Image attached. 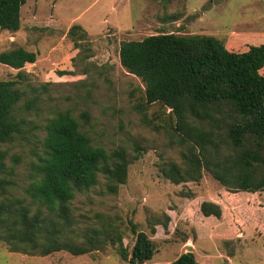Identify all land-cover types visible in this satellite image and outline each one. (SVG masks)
<instances>
[{
	"label": "rangeland",
	"instance_id": "1",
	"mask_svg": "<svg viewBox=\"0 0 264 264\" xmlns=\"http://www.w3.org/2000/svg\"><path fill=\"white\" fill-rule=\"evenodd\" d=\"M74 24L88 32L79 46L69 35ZM160 32L215 35L230 49L244 50L264 42V0H27L20 30L0 29V52L16 46L38 51L37 61L26 63L21 72L32 84L49 82L39 113H28L34 134L11 148L23 158L15 192L21 194L29 181L30 162L45 134L47 117L70 109L84 122L86 111V128L94 142L109 150L124 147L131 162L127 182L117 193L108 190L103 175L97 185L77 193L72 202L75 241L83 240L78 232L114 228L131 252L137 232L145 231L155 244L147 263L173 261L191 247L203 264H226L227 255L241 264H264V236L257 230L264 219V191L254 195L229 190L208 171L198 182L175 184L161 171L165 161H182L183 148L172 135L175 117L161 102H146L145 82L120 61L123 40ZM19 72L0 62V80L15 79ZM224 190L231 192L228 216L251 212L253 227L241 235L246 241L238 251L232 237L222 240L214 234L213 220L199 206V200ZM0 264L133 263L122 257L119 243L108 238L80 255L66 250L48 255L16 252L0 241Z\"/></svg>",
	"mask_w": 264,
	"mask_h": 264
},
{
	"label": "trees",
	"instance_id": "2",
	"mask_svg": "<svg viewBox=\"0 0 264 264\" xmlns=\"http://www.w3.org/2000/svg\"><path fill=\"white\" fill-rule=\"evenodd\" d=\"M26 1L0 0V29L20 30ZM69 35L79 46L88 32L74 24ZM38 54L23 46L0 52V62L20 69L17 78L0 80V241L16 252L48 255L66 250L80 255L112 238L133 264L141 259L144 264H203L193 250L173 261L147 263L155 244L145 231L137 232L131 252L114 228L78 232L83 240L75 241L72 202L77 193L97 185L100 175L108 190L117 193L127 182L131 162L124 147L109 150L94 142L86 128V111L84 122L70 109L47 117L29 181L21 194L15 192L23 158L11 148L34 134L28 113H39V101L48 90L49 82L32 84L21 72ZM120 61L145 82L146 102H161L175 117L172 135L183 148L182 161L162 163L166 178L175 184L198 182L208 171L229 190L264 191V42L235 50L215 35L160 32L123 40ZM200 209L205 216L223 214L221 204L211 200L202 201Z\"/></svg>",
	"mask_w": 264,
	"mask_h": 264
},
{
	"label": "crops",
	"instance_id": "3",
	"mask_svg": "<svg viewBox=\"0 0 264 264\" xmlns=\"http://www.w3.org/2000/svg\"><path fill=\"white\" fill-rule=\"evenodd\" d=\"M243 192L244 194L253 193L248 191H243ZM253 194L259 195L258 192H255ZM230 197H231V192L228 190H224L223 192H220V194L211 193L209 197L199 200V206L204 200H211L221 204L223 209V214L220 218L214 215L205 216L202 212L201 213L205 217L211 218L213 220L212 222L213 226L211 227V229L214 232V234L217 235L220 239L225 240L232 237V239L235 240V243H237L236 251H238L243 247V244L245 243L244 240L246 241V238H243V236L241 235L245 234L246 231H249V229H252L253 223L251 222V219L248 217V215H250L251 217L250 214L251 212H241L242 215L239 214V212H232L233 215L231 217L228 216V212H226V206L229 203L228 201L230 200ZM259 214H261V212H259ZM252 220L255 221L253 218ZM259 227L261 229V232H259L260 231ZM259 227L257 228L258 233L261 236H264V219L262 220V222L261 221L259 222ZM230 233H234V235H230ZM227 257H228L227 264H241V262H237L236 260L232 259L231 256L227 255Z\"/></svg>",
	"mask_w": 264,
	"mask_h": 264
},
{
	"label": "water",
	"instance_id": "4",
	"mask_svg": "<svg viewBox=\"0 0 264 264\" xmlns=\"http://www.w3.org/2000/svg\"><path fill=\"white\" fill-rule=\"evenodd\" d=\"M189 250H192V248L190 247ZM144 263H145L144 259H141V260L138 262V264H144Z\"/></svg>",
	"mask_w": 264,
	"mask_h": 264
}]
</instances>
